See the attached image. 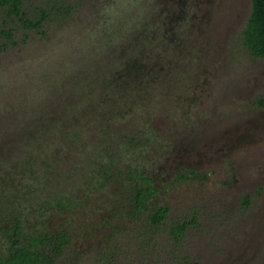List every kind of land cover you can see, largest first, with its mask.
I'll return each instance as SVG.
<instances>
[{
  "label": "rangeland",
  "instance_id": "rangeland-1",
  "mask_svg": "<svg viewBox=\"0 0 264 264\" xmlns=\"http://www.w3.org/2000/svg\"><path fill=\"white\" fill-rule=\"evenodd\" d=\"M113 1L0 45V181L12 174L7 188L44 201L75 192L103 219L110 190L92 191L83 161L102 146L103 115L115 107L112 150L140 130L153 136L128 159L166 187L175 217L202 213L183 252L201 264H264V59L241 41L251 0H128L129 30L106 36L96 9ZM129 61L141 65L137 93L114 95ZM192 170L197 177L178 181ZM165 252L152 264H180Z\"/></svg>",
  "mask_w": 264,
  "mask_h": 264
},
{
  "label": "trees",
  "instance_id": "trees-1",
  "mask_svg": "<svg viewBox=\"0 0 264 264\" xmlns=\"http://www.w3.org/2000/svg\"><path fill=\"white\" fill-rule=\"evenodd\" d=\"M92 1L95 2L0 0L1 49L17 46L16 33L19 31L23 34L22 41L27 42L30 32L47 34L48 23L68 24L87 10L83 9L85 6L94 7L98 0ZM251 2L241 41L251 56L264 59V0ZM128 4V0H114L110 9H96L103 22L99 28L106 36L129 30L132 20L128 15L135 9H126ZM91 35L90 39H94L95 34ZM110 51L108 48L107 52ZM125 66L130 67V73L121 78L113 93L119 96L122 92L131 97L130 94L137 93L134 83L141 75L137 76V72L142 73V69L140 64L132 61ZM257 104L264 108V97L259 98ZM108 112L103 115L101 125L102 146H89L87 159L83 162L86 172L90 162L94 169L89 176L95 188L92 191L110 190V195H105L110 197V203L105 207L109 215L101 219V210L93 207L88 211L75 192L47 201L38 196L27 197L29 192L20 195L14 188L6 186L7 182L13 181L10 174L7 182L0 181V264H152L161 261L160 255L166 248L169 257L180 264H201L185 254L183 248L188 228L200 226L202 213L193 209L191 214L175 217L169 199L164 197L166 187L157 185L155 178L142 170L134 158L128 159L137 155L142 147L146 148L153 136L148 137L140 130L142 138L127 135L123 146H116L118 149L123 147L122 150L119 153L112 150L115 141L111 122L119 118V110L113 107ZM22 168L21 174L25 175L27 167ZM191 173L197 177L192 170L179 175L178 181L191 178ZM35 176H32V183L42 180L40 174L38 178ZM88 198L92 200L91 195ZM250 201L248 196L245 204ZM58 212L63 213V219L58 220L56 227H51L49 223L53 219L57 221ZM79 213L86 216L77 226ZM77 230L78 234H75Z\"/></svg>",
  "mask_w": 264,
  "mask_h": 264
},
{
  "label": "flooded vegetation",
  "instance_id": "flooded-vegetation-1",
  "mask_svg": "<svg viewBox=\"0 0 264 264\" xmlns=\"http://www.w3.org/2000/svg\"><path fill=\"white\" fill-rule=\"evenodd\" d=\"M248 20V19H247ZM247 20H246V22H247ZM261 110H264V108H262ZM193 172H195L196 174H197V171H193ZM154 178H155V176L154 175H152ZM251 204V203H250Z\"/></svg>",
  "mask_w": 264,
  "mask_h": 264
}]
</instances>
